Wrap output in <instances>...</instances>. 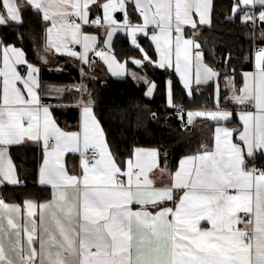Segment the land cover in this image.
<instances>
[{"label":"snow or ice","instance_id":"1","mask_svg":"<svg viewBox=\"0 0 264 264\" xmlns=\"http://www.w3.org/2000/svg\"><path fill=\"white\" fill-rule=\"evenodd\" d=\"M24 2L42 13L44 20L52 21L47 29L46 51L60 52L69 43L82 44V53L69 51L68 54L84 63H88L90 44L96 39L81 32L82 24L89 23L92 4L103 10V21L110 28L107 42L117 29H128L135 44L137 31L143 32L150 24L158 28L160 35L154 34L152 40L156 41L161 56L158 65L161 68L172 66L174 30L178 34L174 41L175 71L180 73L188 95H192L189 48L193 45L199 48V44L182 39V25L196 27L193 11L200 17L199 22L205 23V11L210 8L211 0H130L144 21L143 25L136 26L128 20L126 3L129 0L103 3L59 0L55 6L62 10L57 12L51 11L53 0ZM256 5L260 7L258 18L264 22V0H237L232 10L237 13ZM21 6L19 0H0V25L9 20L20 22ZM117 11L124 12L123 24L113 18L112 14ZM70 17L79 19L80 23ZM243 19L247 22L254 20V16L245 11ZM91 23L100 24L101 19L98 17ZM9 51L13 54L11 59ZM96 55L112 68L114 57L103 51ZM23 56L14 47L4 48V67L0 70L3 77L0 185L20 183L5 152L6 146L19 144L26 137L37 142L42 140L45 160L39 183L50 185L53 191L52 200L46 203L26 200L24 217L20 205L0 198V264H264V168L255 163L249 166V161L257 157L264 159V50L256 54L258 73L245 74V87L240 90L243 95L233 97L239 104L254 103L256 109L255 113L241 114L243 130L217 127L215 149L181 160L179 169L171 174V184L162 187H156L148 175L159 167L155 150L136 149L135 161L127 160V170H122L92 113L91 100L83 102L82 109L83 175H69L59 158L64 151L80 152V135L62 132L49 107H41L36 91L38 69L28 65L25 79L14 66L26 63ZM200 57L197 52L198 62ZM144 58L149 59L147 55ZM116 67L123 69L120 64ZM204 71L207 74L204 82L218 75L206 66ZM18 81L24 91L17 87ZM201 82L197 63L196 83ZM168 99L172 105L170 82ZM231 115L227 110L187 113L189 123L194 116L227 121ZM234 132H238L236 143L232 140ZM50 141H54L51 151ZM52 156L56 158L55 163H50ZM69 189L75 192L71 198ZM177 190L182 191L178 198ZM167 202L173 206H167ZM134 205L139 207L134 210ZM46 209L51 210V227L45 222ZM22 233L26 246L22 243ZM4 241L8 243V250Z\"/></svg>","mask_w":264,"mask_h":264},{"label":"trees","instance_id":"2","mask_svg":"<svg viewBox=\"0 0 264 264\" xmlns=\"http://www.w3.org/2000/svg\"><path fill=\"white\" fill-rule=\"evenodd\" d=\"M234 3L235 0H212L211 24L203 27L199 36L206 61L218 71L219 103L215 100V83L197 85L192 96H189L173 71L159 69L148 63L144 64V71L156 84L152 98L145 95L147 85L130 76L115 78L98 75L85 82L82 100H91L109 149L121 168L125 167L136 147L160 149L162 153H166L163 158L170 162L172 168L177 166L182 156L194 154L201 149L200 133L194 124L190 129L183 128L178 118L168 116L162 109L153 113V109L167 105L166 81L169 78L173 80L174 104L184 103L190 108L231 104L226 88L227 80L232 77L235 85L239 87L243 81V73L254 67L257 47L264 46V23L256 22L253 28V20L245 22L243 19L245 11L249 13L250 9L245 8L244 11L234 13ZM255 11L257 14L260 9L256 8ZM21 15L20 23L0 26V34L5 43L22 47L28 59L37 63L44 45L47 21L41 13L25 3L21 6ZM113 50L121 61L140 54L123 33L115 35ZM71 71L78 81V68L73 67ZM78 100L79 91L74 90L66 93L60 100L68 106L54 108L55 117L61 125L67 128L76 127L79 110L75 104ZM21 149L25 150V156ZM33 150L37 148L23 145L11 147L19 173L32 182L35 181L37 173V160L33 161L31 158ZM255 164L264 168V159L257 157ZM12 192L13 199H22L20 189H12Z\"/></svg>","mask_w":264,"mask_h":264},{"label":"crops","instance_id":"3","mask_svg":"<svg viewBox=\"0 0 264 264\" xmlns=\"http://www.w3.org/2000/svg\"><path fill=\"white\" fill-rule=\"evenodd\" d=\"M99 2L103 3V2H106V0H99ZM19 3L22 5L25 2H24V0H19ZM58 3H59V0H53V8L51 9V11L57 12V11L62 10V9L57 8L55 6ZM235 3H237V0H235ZM247 8L250 9L249 13L256 12L255 11L256 8L260 9V7L258 5L248 6ZM69 11H70V9H69ZM126 11H127V15H128V20L132 26L143 25V22H144L143 17L140 15L139 11L136 10L134 3L130 2V0H129V2L126 3ZM118 12L122 13L121 19H120V17L117 16ZM20 15H21V9H20ZM112 15L118 24L124 23L125 17H124L123 11L114 12ZM42 16H43V14H42ZM93 16L99 17L101 19L100 25H97V26L86 25L84 27H81L82 33L88 34L90 36H94L96 38L95 43L90 44L91 50L88 52V63H84L80 58L74 57V56H71L68 54L69 51H75L77 53H82L83 52L82 44L69 43L67 48H62V50L60 52H56L55 49H50V50L46 51V47H47V43H48L47 29L52 26L51 20L47 21V27L45 30L44 45H43V49L39 53V56H38L39 62H37V63L30 61L28 59L27 54L22 47L16 46L14 44L5 43L1 37V34H0V70H2L4 67L3 55H4V48L5 47H14V48L22 51L24 53L23 59L26 61V63L14 65V66H15L17 72L21 75V77H23L25 79H27V77H28V72H29L28 65H32L36 69H38V72L35 74V78L39 82V88H37L36 91L40 97L41 107H49V110L52 114L53 119L55 120L57 126L60 128V130L62 132L77 133L80 135V138H81V142L79 144L80 152L64 151L63 154L59 158L60 163H62L64 165V168L67 171V173L69 175H76L78 177L83 175V170H82V166H81V160H82L81 152H83V142H82L83 141V113H82V109L84 106L83 102H87V101L82 100V92L84 91L85 82L88 79L94 78L98 75L111 76V77H115V78H123V77L130 76L138 82L145 83L147 85L145 95L148 98H152L154 95V92H155L156 84H155V81H153L149 77L147 72L144 71V64L148 63L149 65H152V66L157 67L159 69H168V70L173 71L174 74L176 75V77L179 79L181 85L183 86V88L185 89L187 94L189 91L187 88L184 87V82L181 79L180 73L175 71V43H174V41H175L176 36L173 35L174 30L172 32V39H173L172 66L168 67L166 65L164 68H161L158 66L160 59H161V56H160V53L157 51L156 41L152 40V36L154 34L160 35L158 28H156L154 25L150 24L145 28V30L143 32L137 31L135 34V44L133 43V36L129 34L128 29H126V28L125 29H117L116 31L113 32L110 42H107L108 41L107 32L110 30V28L103 21V10L101 8H98L96 4H92L89 7V20ZM256 16L257 17L259 16V12L256 14ZM211 17H212V0H211L210 8L205 11V15H204L205 23L201 24L199 22L200 17L195 13V11H193L192 19L196 21V27L193 28L190 24L182 25V34L181 35H182V39H191L194 41V44H199V48H196L194 45L190 46V48H189V54L192 58V64L195 66L193 75L191 77V80H192L191 90L193 91V89L197 85L213 82V83H215V100H216V103H219L220 102V85L218 83V75L213 76L211 79H208L207 82H204L206 75H207L204 71V67L205 66L208 67L207 65H209L217 74H218V71L206 61L204 54H203V50L201 49V45L199 42V36L201 34V29L203 27L209 26L211 24ZM56 19L59 20V17H56ZM21 21H22V15H21L20 22ZM20 22H14V21L9 20L7 23H20ZM0 26H3V25H0ZM117 33H123V34L128 36L130 44L133 47L137 48L140 52L138 57H136V56L130 57L128 60H124V61H121L116 57L114 50H113V40H114V37ZM52 35L55 36V32H53ZM143 40H144V42H142ZM100 51L105 52L109 57L115 58V63L112 64L111 69L109 68V64L105 62L104 58L96 55V52H100ZM197 52H199L201 54L199 62L196 59V53ZM257 52L258 51H256L255 55H254V67H253V69L245 71L243 73V81L239 87H237L235 85L234 79L232 77H229V79L227 80L226 88L229 91V99L231 102L230 105L224 106L222 104L221 105L219 104V105H215L213 107H192L193 109H195L193 111V113L197 112V111L213 112V111H217V110H227L228 112L232 113V115L230 116V118L227 121H214L208 117H201V116H194L193 117L192 124H194L195 127L198 129V132L200 133V137H201V149L198 152H196L194 154L182 156L179 159L177 166L175 168H172L170 165V162L163 158L164 155L162 154V151L160 149L154 148V147H136L134 149L133 155L130 158L133 161H135L136 149H142L145 152L152 151V150H155L157 152L158 155H157L156 159H157V163H158L159 167L156 169H153L151 172L148 173L149 177L154 180L156 187H162L164 185H170L171 184V174H174L179 169L181 160H183L187 157L197 156L199 154H202L206 149L207 150H214L215 149V136H216L215 130L217 127H227L229 129H237L240 131L243 130V122L240 119V116L242 113L248 112V111H244L241 109L245 106V104H250L251 107H253L255 109L254 103L246 102L245 104H239L233 100V97L235 95H243V93L240 90L245 87V82H246L245 74H252L254 76L255 74L258 73V69L256 67V54H257ZM8 54H9V57L11 59L13 56L12 52L9 51ZM145 55H147V57L149 59L146 60L144 58ZM45 60L47 61L46 63L44 62ZM137 60L141 61V63L140 64L134 63V61H137ZM121 62H125L127 64V67H128V69H130L131 74H128L126 76H120V75L118 76V75L113 74V72H116V69H117L116 64L121 63ZM197 63L200 64V79L202 81L200 84L196 83ZM73 67L78 68V71H79L78 81H76V79L74 78V74L71 71ZM135 74H137L138 77H140V80H138L135 77ZM230 79H232L231 81H233V84H234L233 89H231L229 87ZM169 82H170V88H171V94H172L173 80L171 78H169L166 81L167 105H170L169 99H168ZM153 85H154V87H153ZM17 87H20L21 90L24 91L23 84L21 82H19V81L17 82ZM2 88H3V77H0V100H2ZM149 89H151L150 95L148 94ZM74 90L79 91V100L75 104V106H77L78 110H79V119H78V123H77L76 127L73 126L72 128H67L58 122L57 118L55 117L54 108L68 106L63 101H60L59 98L63 94L66 95V93L74 91ZM25 98H27L26 92H25ZM80 103H81V105H80ZM172 104H174L173 98H172ZM90 107L92 108V113L95 116L97 122L100 125V128L103 131L104 140L107 143L105 132H104L103 127H102L101 123L99 122V120H98V118L94 112V107H93L92 103L90 104ZM41 117H42V113H41ZM237 136H238V132H234L233 138H232L233 143L238 142L236 139ZM53 144H54V141H50L49 151L52 150ZM22 145L37 148V150L32 151L33 156L31 157L33 159V161L37 160V163H36L37 164L36 179L33 182L29 181L28 177L21 176V174L19 173L17 163L13 159V156L11 154V147L22 146ZM107 146H108V144H107ZM108 149H109V146H108ZM21 152L25 156V154H26L25 150L21 149ZM5 155H6L7 159L11 160V163H12L14 170H15V176L20 181V183H18L16 185H11V184H7V183L0 185V198H3L6 203L20 205L22 217L26 216V213H27V210L24 207V202L26 200L34 201L37 204L46 203V202L52 200V191L53 190H52L51 186L50 185H42L39 183L40 169L43 166L44 160H45V151L43 148L42 140L37 142V141L29 140L25 137L19 144H12V145L6 146ZM49 160H50V163H55L56 158H55V156H52V157H49ZM253 163H255V161H249V166H251ZM122 170L126 171L127 165H125V167L122 168ZM161 170H163V174H162ZM124 179L126 180V178H124ZM26 186H28V187H26ZM12 189H20V193H22V199H20V200L13 199L12 194L14 192H12ZM73 195H75V192L72 189H69V197L71 198ZM175 195L178 198L179 195H182V191L177 190ZM167 206L172 207L173 205L171 202H167ZM137 207H139V206L134 205L133 206L134 210ZM36 211H37V217L36 218L38 220L39 219V209H37ZM44 216H45L46 225L51 227V224H50L51 210L46 209L44 212ZM22 222L23 221L21 220V223ZM3 223H4V226L6 228L7 227L6 221H4ZM205 226H207V225H205ZM241 227H242V225H241ZM21 239H22V243H24L26 246V237L23 236V233L21 234ZM4 243H5L6 250H8L7 241H4ZM35 246L37 248H39L38 244H36Z\"/></svg>","mask_w":264,"mask_h":264},{"label":"built area","instance_id":"4","mask_svg":"<svg viewBox=\"0 0 264 264\" xmlns=\"http://www.w3.org/2000/svg\"><path fill=\"white\" fill-rule=\"evenodd\" d=\"M251 15L254 16V20H253V23H252V26L254 28L256 26V22H259L260 20L256 16L255 12L251 13ZM97 18L98 17H96V16L91 17L90 20H89V23L88 24H82V27H84L86 25H94V26L100 25L101 23L100 24L91 23V21H94ZM70 19L71 20H74L76 23H80V20L77 19V18H75V17H70ZM173 35L174 36H177L178 34L174 31L173 32ZM259 50H264V46H258L257 49H256V51H259ZM80 105H81V103H80ZM157 109H162L163 111H165V113L168 116L178 118L179 121H180V123H181V126L183 128H187V127L191 126V124H192V122L191 123L188 122L187 113L193 112L195 109L190 108V107H187L184 103H178V104H172V105H165V106H162V107H159V108H154L153 109V113H155ZM241 110L251 111L253 113L256 112V109H254L253 107H251L250 104H245V106ZM192 121H193V119H192ZM91 152H92V150L90 149L89 150V155H91ZM162 154L165 155L166 153L163 152Z\"/></svg>","mask_w":264,"mask_h":264},{"label":"rangeland","instance_id":"5","mask_svg":"<svg viewBox=\"0 0 264 264\" xmlns=\"http://www.w3.org/2000/svg\"><path fill=\"white\" fill-rule=\"evenodd\" d=\"M191 57V56H190ZM117 64H120V65H122L123 66V69L121 70V69H116V72H121V74H119L120 76H126V75H128V74H131V71H130V69H128V67H127V64L125 63V62H121V63H117ZM209 68H211L209 65H207ZM194 65L192 64V58H191V68H190V79H191V77H192V75H193V72H194ZM182 68H183V63H182ZM212 69V68H211ZM118 75V76H119ZM135 77L138 79V80H140V77H138V75L137 74H135ZM232 79H230V83H229V87L231 88V89H233L234 87V84H233V81H231ZM191 84H192V80H191ZM191 86V85H190ZM65 97V94H63L62 96H60V98H59V100H61V99H63Z\"/></svg>","mask_w":264,"mask_h":264},{"label":"water","instance_id":"6","mask_svg":"<svg viewBox=\"0 0 264 264\" xmlns=\"http://www.w3.org/2000/svg\"><path fill=\"white\" fill-rule=\"evenodd\" d=\"M117 16L120 17V19H121L122 18V13L121 12H118L117 13ZM261 23L263 24L264 22H261ZM187 129H190V126ZM169 155H170V153L168 152V156Z\"/></svg>","mask_w":264,"mask_h":264}]
</instances>
